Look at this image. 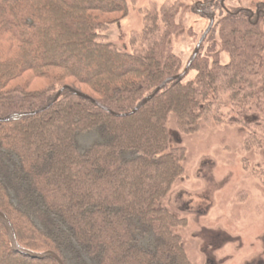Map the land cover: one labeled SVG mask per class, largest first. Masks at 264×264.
I'll return each mask as SVG.
<instances>
[{"label": "trees", "instance_id": "1", "mask_svg": "<svg viewBox=\"0 0 264 264\" xmlns=\"http://www.w3.org/2000/svg\"><path fill=\"white\" fill-rule=\"evenodd\" d=\"M178 5L165 4L161 22L148 13L137 58L103 35L127 17L126 0H0V211L21 247L64 264H192L178 231L184 221L165 206L186 155L172 146L169 117L184 134L202 122L250 125L261 142L264 32L245 13L214 21L220 53H198L178 77L186 69L170 43ZM69 33L78 46L64 42ZM37 69L47 74L44 92L9 90ZM83 73L93 75L92 94L75 87ZM83 137L92 139L86 147ZM0 264L58 263L15 252L0 220Z\"/></svg>", "mask_w": 264, "mask_h": 264}, {"label": "rangeland", "instance_id": "2", "mask_svg": "<svg viewBox=\"0 0 264 264\" xmlns=\"http://www.w3.org/2000/svg\"><path fill=\"white\" fill-rule=\"evenodd\" d=\"M126 1L129 8L127 17L103 31L107 41L138 58L134 50L140 46L148 13L158 11L161 22L164 5L178 2L180 8L176 22L179 30L170 43L174 53L182 59L183 70L210 25L211 17H215L216 26L229 14L245 13V19H251V24H254L257 20L250 18V13L256 15L257 10L264 8V0ZM72 10V14L78 11ZM259 24V30L264 32V20L261 19ZM64 42L72 44V47L80 43L79 37L71 33ZM221 45L216 28L199 51L201 58L214 55L211 51L220 53ZM220 60L223 64L229 63V54L222 52ZM37 70V74L26 72L13 80L9 90L23 87L30 93L44 92L49 86L45 78L47 74L43 69ZM51 71L60 73L57 69ZM196 74L191 70L185 80H193ZM81 77L82 83H76V89L92 94L85 82L93 75L83 73ZM131 77L145 78V74ZM66 82L75 83L73 78ZM225 100L228 102L227 98ZM254 120L250 117L248 123L252 124ZM116 125L120 126L119 123ZM169 130L172 146L184 147L186 155L183 175L174 183L165 206L184 221L178 231L192 264H264V134H254L261 141L255 142L250 137L254 132L250 125H220L212 121L202 122L196 132L184 134L178 131L174 114L169 117ZM91 141V138L83 137L81 144L86 147Z\"/></svg>", "mask_w": 264, "mask_h": 264}, {"label": "water", "instance_id": "3", "mask_svg": "<svg viewBox=\"0 0 264 264\" xmlns=\"http://www.w3.org/2000/svg\"><path fill=\"white\" fill-rule=\"evenodd\" d=\"M214 21H215V18L214 17H211L210 19V25L208 26V28L206 29V31L204 32V34L202 35L197 47H196V51L191 59V61L188 63V65L186 66V69L185 71L179 75L178 77H183L185 76V74L188 72L191 64L193 63V61L195 60V58L197 57L199 51H200V48L202 46V44L204 43V41L206 40L207 36L209 35L210 31L212 30L213 28V25H214ZM160 90V88L158 89V91ZM60 94L61 92L57 95V99L60 97ZM76 95H79V96H84L78 92H75ZM156 95V93H154L153 95L147 97L143 102H141L131 113L127 114V115H132L134 113H136L138 110H140L145 104H147L149 101H151L154 96ZM86 97V96H84ZM56 99V100H57ZM9 119H4L3 121H8ZM0 220L2 221V223L4 224L6 230H7V233H8V236H9V239H10V243H11V247L12 249L17 252V253H20L22 255H25V256H29L31 258H34V259H46V258H50V259H53L55 260L58 264H64V262L62 261V259L54 252H51V251H48V252H43V253H37V252H33L31 250H28V249H25L23 247H21L19 245V243L17 242V238H16V234L14 232V229L9 221V219L7 218V216L0 211Z\"/></svg>", "mask_w": 264, "mask_h": 264}, {"label": "flooded vegetation", "instance_id": "4", "mask_svg": "<svg viewBox=\"0 0 264 264\" xmlns=\"http://www.w3.org/2000/svg\"><path fill=\"white\" fill-rule=\"evenodd\" d=\"M247 10H245L244 12H246ZM250 17L252 18H256V23H259L262 19V21L264 20V8L263 9H259L256 12V15H254L253 13H250Z\"/></svg>", "mask_w": 264, "mask_h": 264}]
</instances>
